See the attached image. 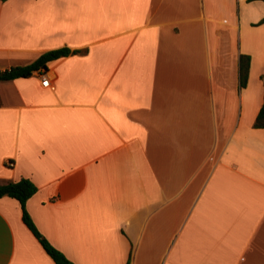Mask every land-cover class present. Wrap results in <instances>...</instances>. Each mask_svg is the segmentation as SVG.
Masks as SVG:
<instances>
[{"label":"crops","instance_id":"obj_1","mask_svg":"<svg viewBox=\"0 0 264 264\" xmlns=\"http://www.w3.org/2000/svg\"><path fill=\"white\" fill-rule=\"evenodd\" d=\"M61 47L0 80V184L36 185L51 244L74 264H264V0H0V70ZM0 264H56L9 196Z\"/></svg>","mask_w":264,"mask_h":264},{"label":"trees","instance_id":"obj_2","mask_svg":"<svg viewBox=\"0 0 264 264\" xmlns=\"http://www.w3.org/2000/svg\"><path fill=\"white\" fill-rule=\"evenodd\" d=\"M4 1V0H2ZM78 50H71L68 47H61L51 49L42 52L37 56L35 60L27 65L11 66L7 69L0 70V80H11L18 77H27L32 74L33 71L46 68V64L59 57L67 56L70 53H76ZM250 57L245 54H241L239 57V85L244 87L247 83V77L249 72ZM264 78V75H261ZM254 127L264 128V93L262 105L255 117ZM37 190L36 185L26 177H20L17 180H10L0 184V197L9 196L16 199L19 202L22 220L27 228L39 241L45 252L56 264H74L68 259L65 254L57 249L51 242L37 229L31 216L26 209V201ZM128 264V262L126 263Z\"/></svg>","mask_w":264,"mask_h":264},{"label":"built area","instance_id":"obj_3","mask_svg":"<svg viewBox=\"0 0 264 264\" xmlns=\"http://www.w3.org/2000/svg\"><path fill=\"white\" fill-rule=\"evenodd\" d=\"M42 84L48 85L49 84V77L46 75V73L41 74Z\"/></svg>","mask_w":264,"mask_h":264},{"label":"rangeland","instance_id":"obj_4","mask_svg":"<svg viewBox=\"0 0 264 264\" xmlns=\"http://www.w3.org/2000/svg\"><path fill=\"white\" fill-rule=\"evenodd\" d=\"M264 79V78H263Z\"/></svg>","mask_w":264,"mask_h":264}]
</instances>
